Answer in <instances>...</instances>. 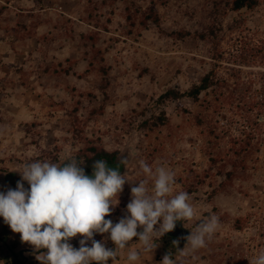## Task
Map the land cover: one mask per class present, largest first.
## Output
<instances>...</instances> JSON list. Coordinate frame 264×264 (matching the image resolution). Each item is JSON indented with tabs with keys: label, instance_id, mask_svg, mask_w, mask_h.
I'll use <instances>...</instances> for the list:
<instances>
[{
	"label": "rangeland",
	"instance_id": "obj_1",
	"mask_svg": "<svg viewBox=\"0 0 264 264\" xmlns=\"http://www.w3.org/2000/svg\"><path fill=\"white\" fill-rule=\"evenodd\" d=\"M10 1L0 0V5ZM229 1L12 0L16 8L0 16V26L11 27L22 15H30L28 10L35 15L30 19L36 29L26 43L16 40L21 55L12 60L5 61V50L0 48V188H15L21 180L19 171L33 161L69 162L84 145L72 133L70 112L77 106L87 137L99 138L109 151L131 149L124 173L132 183L125 184L119 205L106 219L117 222L128 214L131 187L138 181L147 180L152 186L141 161L153 172L162 166L174 172L172 195L191 183L197 186L190 201L196 216L183 225L189 235L208 215L219 218V229L205 248L183 250L187 242H177L167 233L156 247L161 244V253H166L156 249L145 253L141 264H161L169 254L176 264H250L264 252V112L254 107L252 113L262 129L246 144L247 134L237 126L245 118L243 101L231 89L250 86V95L259 96L264 2L254 11H234ZM150 7L160 16L161 28L152 21L147 26L142 23ZM128 13L134 24L127 19ZM214 24L220 27L216 49L200 39L171 36L176 30L194 33ZM94 32L95 42L83 37ZM93 50L95 66L88 71ZM216 50L223 57L220 61L214 58ZM251 50L256 54L254 61L239 64L241 53ZM63 67L71 71L65 73ZM211 68L221 85L203 92L197 102L184 98L182 103L161 105L169 117L165 125L138 126L158 108L154 101L160 93L168 87L187 90ZM104 79L109 82L105 91ZM101 104L103 113L92 114ZM223 104L230 110L221 115V123L211 117L198 123L197 116H209L212 106ZM244 145L247 149L240 152ZM54 154L59 161H54ZM209 154L216 157L215 162ZM234 168L228 178L226 173ZM213 191L217 193L210 198ZM81 238L72 239L74 247L79 248ZM95 239L104 240V236L96 234ZM131 242L137 247L138 237ZM178 243L184 246L178 248ZM111 244L109 239L107 246L114 249ZM125 250L119 264H126Z\"/></svg>",
	"mask_w": 264,
	"mask_h": 264
},
{
	"label": "clouds",
	"instance_id": "obj_2",
	"mask_svg": "<svg viewBox=\"0 0 264 264\" xmlns=\"http://www.w3.org/2000/svg\"><path fill=\"white\" fill-rule=\"evenodd\" d=\"M83 165L76 159L63 165L33 161L19 171L21 180L15 188H0V218L20 234L22 242L33 247L40 264H117L125 249L126 264H141L143 255L153 252L177 222L191 221L196 216L188 192L172 195L174 172L163 166L153 172L141 161L142 172L153 180L152 186L147 180L138 181L131 187L128 214L117 222L106 219L119 205L125 184L132 181L104 160L94 162L91 175ZM219 226L215 214L207 216L186 237L183 250L205 248ZM96 234L104 240H96ZM77 236L82 237L79 248L71 243ZM135 237L138 246L132 247L130 242ZM109 239L114 249L107 246ZM161 264L176 262L169 254ZM250 264H264V252Z\"/></svg>",
	"mask_w": 264,
	"mask_h": 264
},
{
	"label": "trees",
	"instance_id": "obj_3",
	"mask_svg": "<svg viewBox=\"0 0 264 264\" xmlns=\"http://www.w3.org/2000/svg\"><path fill=\"white\" fill-rule=\"evenodd\" d=\"M41 2V0H40ZM264 0H231L228 2V5L231 7L232 10L234 11H241V10H249V11H254L257 8H259L263 4ZM7 7L3 6L0 8V15L3 14L4 10H6ZM129 21L131 24H134V19L133 15L128 13ZM152 21L158 28H161V22H160V16L153 10L152 7L149 8L148 13L146 15L145 20H142V23L147 26V22ZM19 27L21 28H26L24 24H18ZM220 30V27L217 26L216 24L214 25H207L202 31H195L194 33L187 30V29H181V30H176L171 33V36L174 37L175 39L178 40H185L187 38H194V39H200L206 42H209L212 44L213 48H217L219 45V39H218V31ZM97 33L89 34V35H83L84 38H89L93 42L96 41L97 38ZM95 46V44L93 45ZM259 53L264 54V49L258 50ZM219 51H215L213 55L215 56L217 60H221L223 57L218 53ZM250 52V53H249ZM253 50L248 51V53H241L239 64L244 63L247 65H250L253 61L254 58H256L255 53H251ZM93 60L89 61V69L94 68L95 66V58L97 57V53L93 50ZM242 60V61H241ZM65 73H69L71 71L70 68L63 67L61 69ZM101 71L106 74L107 69L102 67ZM55 72H60L58 69H55ZM79 76V75H78ZM81 76V75H80ZM224 83V82H223ZM260 83H261V88L259 90V96L258 98L256 96L250 95L252 94L251 88L252 87H246L244 85L240 86V89H231L232 95L234 93L238 92V96L241 101H243L242 107L244 109V119L240 124H237L239 127V130L243 132L244 134H247L248 140H246V144H249V139L254 138L255 132L259 131L262 129V124L258 120L256 116L253 115V111L255 110L254 107H258L262 112H264V70L260 72ZM225 84V83H224ZM109 82L107 79H104L102 82V89L105 91V89L108 87ZM218 85H221V82L217 78V73L215 68H211L208 70V72L199 79L197 82H193L190 86L189 89L187 90H181L176 87H168L165 91L160 93V95L155 99L154 103L158 108H153L150 116L146 119H143L139 123V127L142 128H150L153 126H162L165 125L169 121V117L166 113L165 110H161L159 107L161 105H164L165 103L169 101H177L178 103H182V100L184 98H190L193 101L197 102L200 99L201 94L203 92H206L210 89H214L215 87H218ZM220 92L222 90L220 89ZM106 93L104 94V98H106ZM222 96V95H220ZM240 102V101H239ZM105 106L101 104L98 108L92 109L91 113L92 114H98V113H103ZM212 113L209 114V116H205L203 118L197 116V121L198 123H202L204 119H207L211 117L214 120V123L219 124L222 122L221 115L225 114L230 110V107L226 105H222L218 107L217 105L214 107L212 106ZM78 107H74L73 111L70 112L72 115V133L73 137L76 139V142L79 144H84L81 148L78 149L76 154L69 159V162L72 159H76L80 162H82L85 167L86 173L90 174L93 171V164L96 160H104L107 162L108 166H111L113 168L118 169L120 172L124 173L125 172V167L131 160V149L130 147H127L124 151L120 150H115V151H109L105 147H103L99 141L100 139H93L89 138L84 134V128L80 126V118L77 115ZM229 132L232 131L231 126L227 128ZM249 130V131H248ZM235 144L234 147L235 148ZM236 149V148H235ZM247 148L246 146H242V148H239L240 152L245 151ZM209 158L215 162L216 157H214L212 154H209ZM54 161H59V156L57 154H54L53 156ZM234 164V163H233ZM235 167V164H234ZM235 173V168L231 169V171H228L226 173V176L228 178H231ZM202 181H199L201 183ZM197 186L195 184H190L187 186L183 191L188 192L190 196L196 192ZM217 192L213 191L210 194V198L214 197ZM209 216V215H208ZM204 219V218H203ZM201 219L199 223L203 220ZM181 223L184 225L183 222H177ZM184 227V226H183ZM139 230V229H138ZM186 230V229H185ZM170 234V233H169ZM170 236L174 237L176 241L178 242V238L175 236L171 235ZM187 240L185 241V243ZM184 246V245H183ZM182 246V247H183ZM180 247L178 243V248Z\"/></svg>",
	"mask_w": 264,
	"mask_h": 264
},
{
	"label": "crops",
	"instance_id": "obj_4",
	"mask_svg": "<svg viewBox=\"0 0 264 264\" xmlns=\"http://www.w3.org/2000/svg\"><path fill=\"white\" fill-rule=\"evenodd\" d=\"M17 2L20 3V1ZM11 4L12 0L9 3H3L0 5V8L3 6L7 7L3 14H7V12L9 13L16 8V6H12ZM25 12H28L27 14L30 15H22L23 19H19L18 21L16 20L15 24L11 27L0 26V48H4L5 50V61H7V58L12 60L15 55H21L16 51V40L20 43H26L29 38H33L32 33H34L36 28L32 25L33 21H31L30 17L35 15H31L34 14L33 11L27 10ZM18 24H24L26 28H21ZM24 35H26L27 38L24 39ZM111 245L115 246L114 243ZM159 246L160 247L156 250L158 253H161V244ZM162 251L163 252L161 254L166 253V251ZM125 252L127 253V249ZM37 255L38 253L33 249V247L22 242L20 234L14 233L11 228L4 223L3 218H0V264H40V262L36 259ZM109 264H111V261H109ZM117 264H119V262Z\"/></svg>",
	"mask_w": 264,
	"mask_h": 264
},
{
	"label": "water",
	"instance_id": "obj_5",
	"mask_svg": "<svg viewBox=\"0 0 264 264\" xmlns=\"http://www.w3.org/2000/svg\"><path fill=\"white\" fill-rule=\"evenodd\" d=\"M170 234L183 242H185L186 237L189 236V232L185 230L181 223H177L176 228L172 232H170Z\"/></svg>",
	"mask_w": 264,
	"mask_h": 264
}]
</instances>
